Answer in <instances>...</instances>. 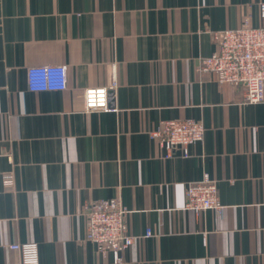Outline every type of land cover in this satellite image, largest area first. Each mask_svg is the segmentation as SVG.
I'll use <instances>...</instances> for the list:
<instances>
[{"label": "crops", "instance_id": "0c3cea01", "mask_svg": "<svg viewBox=\"0 0 264 264\" xmlns=\"http://www.w3.org/2000/svg\"><path fill=\"white\" fill-rule=\"evenodd\" d=\"M262 3L0 0V264H21L13 243H38L40 264H114L83 218L112 199L137 237L127 264H264V103L198 70L216 33L261 25ZM42 65H67L68 88L31 92ZM113 79L111 110L88 113L85 91ZM187 119L206 138L168 157L152 134ZM205 174L224 209L185 210Z\"/></svg>", "mask_w": 264, "mask_h": 264}, {"label": "built area", "instance_id": "2783aa9c", "mask_svg": "<svg viewBox=\"0 0 264 264\" xmlns=\"http://www.w3.org/2000/svg\"><path fill=\"white\" fill-rule=\"evenodd\" d=\"M261 25L253 27L249 21L238 29L225 30L214 35L218 51L199 63V71L212 74L220 85L244 87L243 103H264V3L260 5ZM67 65H42L28 69V86L31 92L65 91L68 88ZM113 79L108 87L90 88L84 93L85 110L88 113L108 112L110 100L117 89ZM206 129L203 123L187 120H166L152 137L171 157L177 150L183 157H190V147L203 143ZM4 184H13L11 174L4 175ZM185 210L195 213L221 211L224 206L218 195V183L208 174L186 191ZM130 211L119 199L95 201L83 213L84 240L95 245L101 256L112 257L114 264H127L123 254L136 241L130 233L127 217ZM152 236L150 230L145 237ZM11 251L17 252L21 264H40L38 243H13Z\"/></svg>", "mask_w": 264, "mask_h": 264}, {"label": "water", "instance_id": "95a60500", "mask_svg": "<svg viewBox=\"0 0 264 264\" xmlns=\"http://www.w3.org/2000/svg\"><path fill=\"white\" fill-rule=\"evenodd\" d=\"M114 92H111V94H113Z\"/></svg>", "mask_w": 264, "mask_h": 264}]
</instances>
